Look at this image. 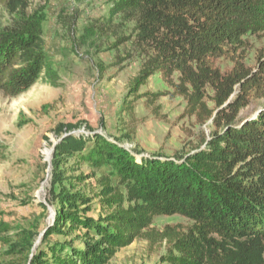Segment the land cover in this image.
<instances>
[{
	"label": "trees",
	"instance_id": "16d2710c",
	"mask_svg": "<svg viewBox=\"0 0 264 264\" xmlns=\"http://www.w3.org/2000/svg\"><path fill=\"white\" fill-rule=\"evenodd\" d=\"M33 1L0 0L12 15L0 28V91L9 97L43 78L61 86L46 54L45 14ZM116 15L134 23V44L144 58L128 96H147L141 87L160 74L171 97L185 99L182 116L198 125L211 121L214 129L203 148L179 161L145 156L99 133H71L83 123L64 125L53 187L63 183L71 162L92 170L58 193L55 222L35 252L33 232L26 245L11 249L26 254L25 264H108L122 248L147 239L167 244L162 264H264V106L242 118L254 99H264V47L255 68L245 61L246 36H264V0H118L111 9ZM223 59L232 61L231 69L219 65ZM91 178L98 215L86 194ZM173 215L191 224L153 227L157 217ZM11 230L0 219V235ZM53 234H76L81 242L51 240Z\"/></svg>",
	"mask_w": 264,
	"mask_h": 264
},
{
	"label": "rangeland",
	"instance_id": "374dc122",
	"mask_svg": "<svg viewBox=\"0 0 264 264\" xmlns=\"http://www.w3.org/2000/svg\"><path fill=\"white\" fill-rule=\"evenodd\" d=\"M116 1H33L32 8H43L45 14L46 54L61 77V86L53 87L43 78L16 97L0 91V219L8 221L12 228L0 235V264L27 263L26 254L20 253L22 250L15 253L11 246L26 245L29 232H33L30 252H35L44 232L55 222L56 209L61 204L58 193L63 186L72 190L71 179L92 170L86 163L76 170L77 164L71 162L69 166L73 168L65 172L63 183L53 187L52 161L64 125L78 127L83 123L84 129L83 125L82 129L71 128V133H99L145 156H167L179 161L203 148L214 129L211 121L198 125L193 118L182 116L185 99L171 97L172 89L160 74L141 87L139 94L148 93L147 96H128L144 58L134 44V23L121 15L111 16ZM11 20L12 15L0 7V28ZM246 39L245 61L255 68L264 36L249 34ZM219 65L231 69L233 63L223 59ZM156 93L161 95L156 98ZM262 106L264 99H254L242 111V118L253 117ZM93 180H89L86 194L92 197L98 215L102 209L94 196L97 188ZM29 214L30 219L24 217ZM190 224L180 215L160 216L153 227L163 230L167 225ZM50 239L81 242L76 234H53ZM167 247L165 242L151 244L139 239L122 248L108 264H162Z\"/></svg>",
	"mask_w": 264,
	"mask_h": 264
},
{
	"label": "bare ground",
	"instance_id": "6f19581e",
	"mask_svg": "<svg viewBox=\"0 0 264 264\" xmlns=\"http://www.w3.org/2000/svg\"><path fill=\"white\" fill-rule=\"evenodd\" d=\"M50 153V152H49Z\"/></svg>",
	"mask_w": 264,
	"mask_h": 264
}]
</instances>
